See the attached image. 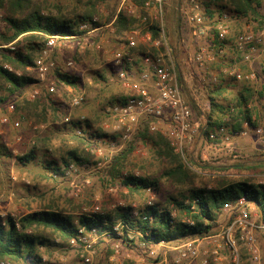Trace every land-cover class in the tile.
Wrapping results in <instances>:
<instances>
[{
    "label": "trees",
    "instance_id": "obj_1",
    "mask_svg": "<svg viewBox=\"0 0 264 264\" xmlns=\"http://www.w3.org/2000/svg\"><path fill=\"white\" fill-rule=\"evenodd\" d=\"M146 1L129 0L136 8L133 13H130L122 8L118 10L119 0H0V107H6L8 103H12L15 112L22 110L21 118L30 120L32 124L61 123L62 128L69 127L68 140L73 145L67 148L65 154L61 155L57 161L47 160L46 162L47 169L54 170V173L68 166L69 162L77 165L88 164L89 156L83 149V145H89L92 137L104 138L106 134L102 133L99 128H95L90 119L82 121L78 118L64 121L70 97L63 92V99L59 100L58 91L65 85H76L77 75L55 64L48 76L50 75L54 80L56 91L52 93L42 88L40 93L30 98L27 89L38 80L29 69L33 68L47 36L52 34L67 37L58 40L62 46L61 50H64L65 56L70 61L82 67L86 66L90 56H94L97 62L101 51L94 47H87L81 51L79 49L81 43L91 40L97 42L105 36L110 38L111 43L119 46L126 43L131 30L138 28L147 31L150 34L151 44L158 42L159 50L164 51L163 28L158 19L148 16L144 5ZM263 3L264 0H203L207 8L212 4L223 9L229 8L238 16L252 17L260 24L263 23L260 13ZM86 22L90 23L89 30H94L89 34L79 29L80 24ZM173 22L176 23L174 27L179 41V14L175 19L173 18ZM230 38L229 34L224 43L233 39L230 40ZM3 45H10L12 49ZM70 45H73L72 49ZM168 47L172 56L176 55L178 49L169 44ZM151 49V52H158L157 47ZM142 50L141 46L131 48L132 52ZM223 61L222 58L221 62ZM134 64L139 66V56L136 57ZM6 65L11 70L4 67ZM96 76L105 80L101 71H96ZM178 79L183 96L192 111L196 116L203 115L204 125L200 128L202 138L208 139L209 134L215 132L221 125L228 127L230 131L240 130L245 121L251 127L261 125L264 128L263 87L257 91L232 80L209 83L205 87L208 105L204 111H200L194 99L185 93L179 72ZM234 84L237 86L236 90L232 89ZM125 96L115 97L111 103L124 102ZM252 117L254 120L251 119ZM156 120L154 116L141 118L134 133V140L148 142L156 157L165 163L160 175H118L126 166V160L134 150L135 141L128 143L113 156L105 175L109 184L123 186L127 189L128 194L120 195L125 200L131 199L135 194H140V191H144L147 187L155 193H160L161 188H164L168 193L166 195L168 202L173 203L178 212L184 213L185 218L191 217L192 225L185 220H175L171 217V212L167 207H162L159 203L139 207V212L152 216L151 220L131 216L130 208H119L116 213L82 214L76 217L54 204H48L46 207L22 213L17 218L9 214L0 217V259H9L16 264H43L41 248L63 246L64 244L59 245L56 240L67 243L70 238L77 235L78 228L81 226L86 229L96 227L101 232H110L112 238L120 239L129 245L135 244L134 240L127 239L126 235L117 236L113 232L111 227L118 220H121L128 228L142 232L148 230L156 242L163 240L176 243L190 237L215 232L216 220L222 215L223 204L229 202L235 206L236 200L242 196L245 197L247 207H254L259 220L264 219V188L262 186L237 181L227 184L217 182L213 187L207 188V183L191 167L193 161L190 154L185 152L187 159L185 163L181 155L175 152L173 146L170 145L166 136L159 131L150 130L151 122ZM79 127L82 128V134L76 133ZM34 149L33 145L27 152L20 156L16 155L15 158L22 163L30 162L36 155ZM3 156L12 157V154L9 148L0 144V158ZM194 199L197 212L190 213V202ZM185 200H189V203L185 204ZM234 215L235 211L231 210L227 218L231 220ZM124 231H126L125 228ZM240 254L242 262L248 264L247 255L241 246Z\"/></svg>",
    "mask_w": 264,
    "mask_h": 264
},
{
    "label": "rangeland",
    "instance_id": "obj_2",
    "mask_svg": "<svg viewBox=\"0 0 264 264\" xmlns=\"http://www.w3.org/2000/svg\"><path fill=\"white\" fill-rule=\"evenodd\" d=\"M185 1L165 0L161 18H158V16L156 18L151 11H148V16L159 20L167 43L169 46L178 49V52L173 57L177 64L178 72L181 74L184 91L187 96H191L194 99L199 110L204 111L208 105L205 91V87L209 85L207 77L202 80L199 71L189 61V56L193 52V43L190 36H188V33L185 34V41L180 46L179 41L182 35L181 32L180 35L178 32L180 38L178 41L174 27L176 23L173 22V18L175 19L176 15L180 14L178 6L185 4ZM199 1L205 6L203 0ZM208 9L213 17H217L221 12H228L227 8H219L215 4L209 5ZM182 21L186 22L184 19ZM252 21H254L252 26L255 32L262 28L263 24H260L257 20ZM229 23L231 40L238 32L242 31L244 25L241 22L234 23V21ZM146 32L140 28V35L136 38V46L143 48L140 53L151 52L152 47H158L157 51L163 52L159 50V46H155L149 40L142 38ZM92 42L95 49L96 44L100 45L101 55L97 62L94 56H90L85 67L72 61V64L68 65L70 59L65 56L64 50H61L62 46H58V44L55 47L56 50L54 51L53 49L51 51V57L58 66L78 76L76 85H65L58 91V99H63V92L70 97L65 115L69 120L79 118L84 121L90 119L94 127L99 128L102 133L106 134V137L117 139L119 134L113 128L114 122L108 119L106 107L108 104H112L111 102L114 101L115 97L120 95L124 97L127 93L116 80L115 72L118 68L112 61L113 55L123 44L116 46L111 43L109 37L105 36L101 37L97 42L91 40ZM230 43L231 41L227 42L224 49L227 55L226 61L228 57L230 58L234 54L233 46ZM69 47L72 49L73 45ZM79 49L81 51L84 50V48ZM29 70L37 78L35 70L33 68ZM96 71L103 72L105 80L96 76ZM130 71L135 73L136 70L133 68ZM48 80L54 81L50 75ZM262 87L264 88V85L261 87L257 86L256 90H261ZM42 88H45V83L36 82L27 89V94L31 98L33 97L31 96L32 90L37 89L38 93H40ZM236 88L237 86L234 84L232 89L236 90ZM76 95H82L84 101L80 106L72 107L70 101ZM7 105L6 107H0V144H4L9 148L12 157L3 156L0 158V217L9 214L17 218L22 213L39 207H46L48 204H54L61 210L70 212L76 217L90 213L95 206H98L103 213H116L119 208H122V205L127 206V208L133 205L142 207L147 200L153 197V202L159 203L162 207H167L175 220H186L184 213L178 212L173 203L168 202L166 197L168 193L165 192L164 188H161L160 193L152 192L151 196L145 191H140V194H135L131 199L125 200L121 197V194H128L127 189L123 186L109 184L105 175L108 164L122 148L127 146L128 143L135 141V134L129 140L123 142L120 147L116 148H111L105 140L94 137L91 138V144L83 145V149L89 156L88 165L95 163L98 159L104 160L105 163L99 170L90 171L81 166L87 163L77 165L74 162H69L68 166L70 164L76 166L74 167L75 172L69 171L68 166H64L60 171L57 170L58 172L54 173V170L47 169L46 162L47 160L57 161L61 155L65 154L66 149L73 145L68 140L70 135L69 127L62 128L61 123L32 124L30 120L21 118L23 115L22 110L17 113L15 110L9 112ZM3 116H8V122L1 121ZM196 117L198 118V116ZM12 120H19V126L15 127L12 124ZM199 120L203 122L201 117ZM107 124L108 127H106ZM152 124L156 125L155 129H151ZM164 125V120L157 119L151 122L150 130L159 131L167 137L164 134ZM234 141L235 149L241 155L239 159L225 155L222 150H219V147H216L215 144H209V140L202 138L199 133L189 142H185L182 153H177L181 155L185 163H187L185 152L190 154L193 161L191 167L207 183V188L213 187L217 182L227 184L246 181L258 185L259 180L264 177V147L260 146L253 138H235ZM133 144L135 148L126 160V166L121 169L118 175H160L165 163L156 157L151 145L140 140L135 141ZM33 145L35 146L36 155L32 161L22 163L15 158L16 155L20 156L27 152ZM97 147L102 149L103 155L101 157L96 156ZM58 163L60 164L59 161ZM203 165L204 167H202ZM220 168L224 170H217ZM223 217L222 214L220 220ZM56 242H59V245H64L48 246L46 249L41 248L43 253L42 260L44 259L42 261L43 264H146L151 259L150 254H148L149 248L140 246L136 239L133 245L107 236L98 239L93 246L89 263H82L81 249L72 248L67 243H61L58 239ZM116 245L119 247L117 248ZM261 247V255L264 260V243H262ZM155 248L156 252H159L160 255L163 254L162 248ZM242 264L244 263L242 262Z\"/></svg>",
    "mask_w": 264,
    "mask_h": 264
},
{
    "label": "built area",
    "instance_id": "obj_3",
    "mask_svg": "<svg viewBox=\"0 0 264 264\" xmlns=\"http://www.w3.org/2000/svg\"><path fill=\"white\" fill-rule=\"evenodd\" d=\"M165 0H147L145 10L153 12L154 16L161 18L162 7ZM122 8L133 13L136 8L129 0H119L118 10ZM228 9V10H227ZM228 12H221L217 17L209 13V9L203 6L199 0H186L185 4L178 6L181 32L180 46L185 41V34L188 33L193 43V52L189 56V61L201 74L202 80L207 77L208 83L223 81H235L243 83L254 90L257 86L264 85V3L260 8L263 17V26L258 31H254V20L252 17L238 16L229 8ZM209 13V14H208ZM185 20L186 22L184 23ZM95 20V18L93 19ZM230 21L241 22L244 25L242 31L238 32L231 40L234 54L226 61L224 43L230 33ZM90 23H82L79 26L81 31H89ZM140 29L131 30L120 49L113 55V63L118 68L115 72L116 80L127 91L124 102L108 104L106 112L108 119L114 122L113 128L119 134V138L105 140L111 148L120 147L123 142L130 139L135 133L141 118L154 116L159 120L165 121V133L171 146L176 152L182 153L185 142L200 134L203 124L199 118L203 115L192 111L186 98L182 94L181 85L178 79V67L171 54L168 43L163 38V52H132L131 48L136 46V38L140 35ZM75 37V36H74ZM67 37L59 34L48 35L46 42L35 60L33 69L37 74V80L45 83L48 92H54L55 82L48 80L49 72L54 68L56 62L51 58V51L57 46L58 40ZM144 39L150 41L148 32L143 34ZM230 42V41H229ZM93 44V43H92ZM158 46V42L154 43ZM12 47L10 45H3ZM158 48V47H157ZM139 56V66L134 64L136 57ZM224 59L221 62V59ZM72 62H68L71 65ZM11 70L9 66H4ZM135 69V73L130 70ZM19 74L18 72H16ZM31 96L38 94L34 89ZM84 101L82 95L74 96L70 105L80 106ZM9 112L14 111V105H7ZM65 117V121H68ZM254 120V117L251 118ZM8 116L1 118L2 122H8ZM229 120V119H228ZM15 127L19 126V120H12ZM108 127V124L106 125ZM156 125L152 124L151 129ZM77 134H82V128L76 129ZM235 138H253L260 146L264 147V128L259 125L251 127L247 121L243 122L241 129L230 131L228 127L221 125L215 132L210 133L209 144H215L225 155H230L234 159H239L241 155L236 151ZM96 156L103 155L102 149L97 147ZM103 159H98L93 164L81 165L83 168L95 171L104 165ZM74 164L68 166L69 171L75 172ZM264 188V177L258 182ZM145 193L151 196L150 187L144 189ZM153 198V197H152ZM150 198L142 207L151 206L154 202ZM196 200H192L190 213H196ZM185 204L189 200L184 201ZM245 197H239L235 206L226 202L221 208L223 219L216 220V231L206 235L187 238L179 242H166L163 240L154 241L148 230L142 232L133 228H128L121 220H118L111 229L117 236L126 235L127 239L137 240L140 246H149L148 254L150 261L146 264H242L240 246L244 248L250 264H264L261 255V245L264 243V219L259 220L258 214L253 206L245 205ZM127 208V206H121ZM140 208L133 205L130 207V215L141 219H152V216L139 212ZM234 210L235 215L231 220L227 218L228 213ZM103 213L98 206L92 208L90 213ZM172 218H174L171 215ZM188 224H193L191 217L185 220ZM124 228L126 231H124ZM107 236L111 237L110 232L99 231L92 227L86 229L81 226L78 228L77 235L68 240V246L81 249L82 263L91 261V252L98 239ZM140 238L141 240H139ZM118 248L119 246L116 245ZM162 248L163 254L156 252V248ZM44 261V259L42 260ZM43 263V262H42ZM0 264H16L14 261L5 259L0 260Z\"/></svg>",
    "mask_w": 264,
    "mask_h": 264
},
{
    "label": "crops",
    "instance_id": "obj_4",
    "mask_svg": "<svg viewBox=\"0 0 264 264\" xmlns=\"http://www.w3.org/2000/svg\"><path fill=\"white\" fill-rule=\"evenodd\" d=\"M210 14H211V12H210ZM94 30H89L88 32H85V34H89V33H91V32H93ZM84 34V35H85ZM93 43V42H92ZM91 43V41H84L83 43H81L80 45H79V47L81 48V49H83V48H85V47H94V45ZM58 44V46L60 45V42H58L57 43ZM99 44H96L95 45V47L96 48H99ZM122 46V45H121ZM120 46V47H121ZM125 90V89H124ZM126 91V90H125ZM127 92V91H126ZM203 120V122H204V119H202ZM203 122H200L201 124H203ZM203 126V125H202ZM201 126V127H202ZM200 135V134H199Z\"/></svg>",
    "mask_w": 264,
    "mask_h": 264
}]
</instances>
